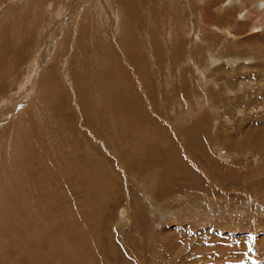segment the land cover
<instances>
[{
    "label": "rangeland",
    "instance_id": "obj_1",
    "mask_svg": "<svg viewBox=\"0 0 264 264\" xmlns=\"http://www.w3.org/2000/svg\"><path fill=\"white\" fill-rule=\"evenodd\" d=\"M0 264H264V0H0Z\"/></svg>",
    "mask_w": 264,
    "mask_h": 264
},
{
    "label": "bare ground",
    "instance_id": "obj_2",
    "mask_svg": "<svg viewBox=\"0 0 264 264\" xmlns=\"http://www.w3.org/2000/svg\"><path fill=\"white\" fill-rule=\"evenodd\" d=\"M259 7V6H258ZM261 7V6H260ZM263 8V7H262ZM263 12V11H262ZM129 34H130V36H129ZM131 34H132V32H129L128 34H127V38H130L131 37ZM76 86H77V88L79 89V90H81V89H83V86H81L80 84H78L77 83V81H76ZM125 86V85H124ZM42 87H43V85H42ZM46 95H47V93H42L41 94V96L43 97V98H46ZM86 112V114L88 115V111L86 110L85 111ZM190 137V136H189ZM231 142V141H230Z\"/></svg>",
    "mask_w": 264,
    "mask_h": 264
},
{
    "label": "crops",
    "instance_id": "obj_3",
    "mask_svg": "<svg viewBox=\"0 0 264 264\" xmlns=\"http://www.w3.org/2000/svg\"><path fill=\"white\" fill-rule=\"evenodd\" d=\"M43 91H47L48 92V89H40L39 92L41 93Z\"/></svg>",
    "mask_w": 264,
    "mask_h": 264
}]
</instances>
